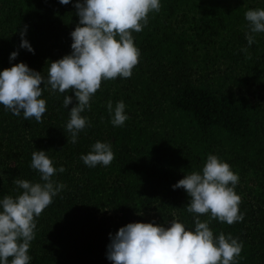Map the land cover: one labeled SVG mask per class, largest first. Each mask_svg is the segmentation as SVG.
I'll return each instance as SVG.
<instances>
[{"label": "trees", "instance_id": "1", "mask_svg": "<svg viewBox=\"0 0 264 264\" xmlns=\"http://www.w3.org/2000/svg\"><path fill=\"white\" fill-rule=\"evenodd\" d=\"M75 2L0 0V70L23 61L46 77L50 61L72 51ZM256 8H264V0H161L147 26L133 32L140 56L132 76L102 80L82 113L89 126L76 143L66 130L77 103L73 91L67 90L73 103L65 108L64 94L46 87L40 122L0 105V171L6 177L0 198L23 191L14 179L41 182L31 167L36 150L48 151L54 166L65 168L53 176L64 189L36 218L30 264H113L109 233L130 222L168 226L173 216L194 228L196 215L209 221L214 236L230 233L243 242L238 264H264V33L254 34L251 46L245 38V12ZM25 25L34 54L19 47ZM109 100L126 104L123 126L111 124ZM97 140L111 142L115 158L88 167L81 155ZM209 154L239 175L242 221L190 213L186 191L172 188L187 172L200 171Z\"/></svg>", "mask_w": 264, "mask_h": 264}, {"label": "clouds", "instance_id": "2", "mask_svg": "<svg viewBox=\"0 0 264 264\" xmlns=\"http://www.w3.org/2000/svg\"><path fill=\"white\" fill-rule=\"evenodd\" d=\"M59 3L68 5L70 0ZM74 7L79 22L70 33L72 51L50 61L46 77L23 61L0 70V105L16 116L23 114L26 120L33 117L37 122L42 120L47 110L46 99L41 98L46 87L64 94L65 108L73 103L67 90L74 92L77 103L69 111L66 123L72 143L89 126L88 118L82 113L90 109V100L102 80L132 76L140 56L133 32H141L147 26L149 13L160 11L161 0H76ZM245 19L248 21L245 38L251 46L255 43L254 34L264 33V8L247 10ZM27 27L20 30L19 47L34 54L26 38ZM18 55V50L11 52L9 63ZM107 109L113 126H123L129 119L122 100L115 106L109 100ZM47 152L32 153L31 167L38 170L41 182L14 179L23 191L0 198V264H30L29 249L35 238L36 218L65 187L53 180L65 168L61 165L57 169ZM114 158L111 142L99 140L87 154L81 155L88 167L108 166ZM0 179H6L2 171ZM238 182L239 175L226 161L209 154L200 171L187 172L172 188L186 191L190 198L188 212L210 213V219L232 224L244 218L239 209L241 197L235 191ZM194 223V228L187 227L175 216L167 222L168 226L155 220L127 223L115 234L109 233L107 259L113 264H238L242 241L230 233L214 236L209 221H201L199 215L194 217Z\"/></svg>", "mask_w": 264, "mask_h": 264}]
</instances>
